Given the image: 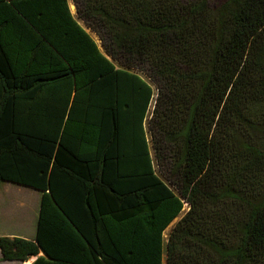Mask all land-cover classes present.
<instances>
[{"label": "trees", "instance_id": "1", "mask_svg": "<svg viewBox=\"0 0 264 264\" xmlns=\"http://www.w3.org/2000/svg\"><path fill=\"white\" fill-rule=\"evenodd\" d=\"M73 1L0 4V181L41 193L2 259L264 264V0Z\"/></svg>", "mask_w": 264, "mask_h": 264}, {"label": "crops", "instance_id": "2", "mask_svg": "<svg viewBox=\"0 0 264 264\" xmlns=\"http://www.w3.org/2000/svg\"><path fill=\"white\" fill-rule=\"evenodd\" d=\"M3 2L11 3L12 6L16 9V12L22 14L24 16V18H25L24 20H26L28 22V24H30L31 26H37V25H39V26H43V25L51 26V23H49V22H46V24H44V20L43 19L44 18L47 19V18L50 17L56 23V21L58 20V16H57L56 12L59 9V7H60V9H62V6H57V0H5V1L0 0V4L1 5L3 4ZM26 2H27L26 5H28L29 8H30V11H29V13H27V15H25L24 12H23V11H25L23 9V7L25 6L24 4ZM18 3L21 4V8H19L16 5ZM73 4L75 5L73 0H67V5H68V8H69V11H70L71 15L74 16L77 19V9H76V14H74L73 10H72V5ZM61 5H62V3H61ZM75 8H76V5H75ZM50 13H52L53 16H50ZM11 17H13L15 19V22H14L15 25L14 24H11V25L15 26V27L18 26L21 29H23L24 26L23 27L21 26L19 20L15 18L14 14H12ZM78 22L87 31L89 30V29H87L85 27V25H84V23L82 21L78 20ZM29 37H30L31 41L33 40V37H34V39L38 40L37 37H35V35H33L32 33H31L30 36H25L24 34L21 33L20 35L17 34V35L12 36L11 39H9V38L6 39L5 38V42H8V41H16V42H18V41H26ZM98 44L101 47L100 43H98ZM17 187L29 188V187L18 185V184L12 183V182L0 181V196L5 194V192L7 194H8V192L12 193V191H14ZM30 189H32V188H30ZM36 191H38V190H36ZM38 192H40V191H38ZM23 202L24 201L22 199V201H21L22 206H24ZM40 207H41V193H40V203L38 205V217H37L36 221L35 220H32V221L27 220L26 221V220H24V217L21 216L22 220L21 219L20 220L16 219L17 223L15 224V227H16L15 231H10V232L4 231V232L0 233V236H9V237L18 236V237H22V238H25V239L34 240L35 237H36V234H37V225H38V219H39V215H40ZM6 225H7V223H6ZM28 230H29V232L26 233V231H28ZM81 252L83 253V251H80V254H81ZM40 256H44V252L43 251H41L38 255L31 256L26 261L4 260V259H2V252H1V249H0V264H34V262ZM73 256L76 258L75 254ZM79 258H81L80 255H79ZM80 261L81 260L78 259L77 263L72 262L71 264H83Z\"/></svg>", "mask_w": 264, "mask_h": 264}, {"label": "rangeland", "instance_id": "3", "mask_svg": "<svg viewBox=\"0 0 264 264\" xmlns=\"http://www.w3.org/2000/svg\"><path fill=\"white\" fill-rule=\"evenodd\" d=\"M213 3L220 4L219 0H214ZM73 13L76 14V8L75 5H72ZM83 24V23H82ZM90 34L93 36V38L100 43V40L96 36V34L92 33L90 30H88ZM154 103H152L151 111L153 109ZM150 115L148 116V120L146 121V129L149 130V119ZM4 189V188H3ZM4 191V190H3ZM16 191V192H15ZM23 199L24 206H22L21 201ZM40 203V192L30 189V188H24V187H17L14 191L8 192V194L5 192V194L0 196V233L7 231H15L16 227L15 224L17 223V220H22L21 216L24 217V220H35L38 217V205ZM187 209V207H186ZM185 213L182 212V214L175 218L173 222L167 227L165 231V237L168 236L169 231L172 229V227L179 221V219L183 216ZM17 219V220H16ZM7 223V225H6ZM15 228V229H14ZM26 231V233H28Z\"/></svg>", "mask_w": 264, "mask_h": 264}]
</instances>
